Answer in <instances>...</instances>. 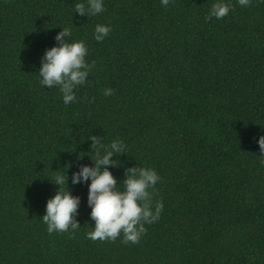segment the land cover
<instances>
[{
    "label": "trees",
    "instance_id": "trees-1",
    "mask_svg": "<svg viewBox=\"0 0 264 264\" xmlns=\"http://www.w3.org/2000/svg\"><path fill=\"white\" fill-rule=\"evenodd\" d=\"M76 2L0 0V264H264V0L207 20L215 0H104L88 17ZM66 26L94 65L67 105L37 72ZM89 135L123 141L106 166L118 184L127 167L160 176V218L135 243L85 235L88 181L71 174L95 163ZM63 171L79 227L49 233Z\"/></svg>",
    "mask_w": 264,
    "mask_h": 264
},
{
    "label": "clouds",
    "instance_id": "clouds-1",
    "mask_svg": "<svg viewBox=\"0 0 264 264\" xmlns=\"http://www.w3.org/2000/svg\"><path fill=\"white\" fill-rule=\"evenodd\" d=\"M169 2L170 0H160L162 7H167ZM237 3L241 7H247L250 0H237ZM231 8V0H215L205 19L226 17ZM103 9L104 0H78L74 4V11L86 14L87 17L95 16ZM110 31L109 24L97 23L93 29V38L98 42L102 41ZM70 36L71 27H60V31L53 37L57 43L44 50L37 70L40 85H47L49 88L58 86L65 105L76 100V87L86 83V77L94 66L85 59L87 47L84 41L67 39ZM102 92L107 96L113 89L106 87ZM88 139L91 141L89 147L96 155L95 163L91 166L79 165L71 174L72 184L88 181L86 203L90 208L89 217L94 223L85 235L93 240H113L122 235L124 242L135 243L146 231L145 224H151L160 218L162 201H153L160 176L150 166L127 167L123 180L118 184L116 177L106 166L117 165V160L110 157L124 153L123 141L116 138L105 145L99 136L89 135ZM256 143L260 156H264V134L257 136ZM260 163L264 164V160ZM52 182L58 185V189L46 200L44 214L40 217L47 232L77 229L79 225L75 216L80 197L67 190L65 171L56 175ZM61 185L64 186L62 191L59 190Z\"/></svg>",
    "mask_w": 264,
    "mask_h": 264
}]
</instances>
